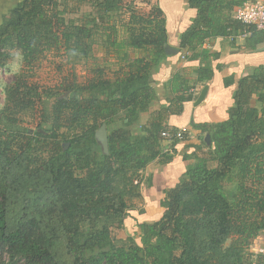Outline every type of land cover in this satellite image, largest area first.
Returning a JSON list of instances; mask_svg holds the SVG:
<instances>
[{"label": "trees", "instance_id": "obj_1", "mask_svg": "<svg viewBox=\"0 0 264 264\" xmlns=\"http://www.w3.org/2000/svg\"><path fill=\"white\" fill-rule=\"evenodd\" d=\"M137 1L22 0L4 15L0 68L16 53L23 68L3 85L0 264H264L247 252L264 234V65L226 78L236 86L228 119L193 123L198 143H189L192 131L169 125L197 99L180 73L173 96L152 112L160 101L153 75L172 55L163 11L142 12ZM249 1L256 0H188L198 15L179 48L200 60L198 84L217 69L219 55L200 49L207 38L233 36L247 53L264 46V29L232 16ZM84 5L92 9L83 19L67 18ZM95 45L115 58L113 67H94L84 84L75 75L55 87L34 81V62L46 53L87 61ZM31 120L36 129L25 126ZM103 124L108 154L96 139ZM179 131L182 139L163 137ZM183 143L186 171L164 191L162 215L139 221L134 212H145L135 201L152 185L145 172L173 162ZM128 218L136 230L122 238Z\"/></svg>", "mask_w": 264, "mask_h": 264}, {"label": "crops", "instance_id": "obj_2", "mask_svg": "<svg viewBox=\"0 0 264 264\" xmlns=\"http://www.w3.org/2000/svg\"><path fill=\"white\" fill-rule=\"evenodd\" d=\"M21 1L0 0V24L3 22L4 15ZM148 2L149 4L137 1L140 6L145 5L148 7L147 13H149L150 8L156 7L163 11L168 31V45L180 50L179 54L168 57L153 75V86L160 101L154 105L152 112L158 110L161 105L166 104L167 99L173 96L170 84L177 73L183 76L184 81L182 83L191 88V92L196 95L197 99L203 88L208 86L206 98L200 105L195 106L196 99L194 102L185 105V110L181 115L169 118L171 127L192 131V139L189 143L197 144L199 132L193 130V123H218L228 119L229 110L234 104L233 94L236 86H226V78L235 76L236 80H239L242 76L249 74L255 67L264 65V51L242 52L232 44L233 36L207 38L200 49L216 53L219 58L214 61L215 68H217L214 78L210 83L202 86L197 82L196 73L200 66V60H191L193 53L179 48L182 35L197 19V10L190 6L188 0H148ZM232 16H234V12ZM242 41L243 38L241 37L236 40L238 44ZM259 57H262V59H259ZM218 66H221V68ZM149 116L150 113L143 115L145 123L148 121ZM187 143L178 146L179 153L173 162L165 165L153 164L144 174L146 178H151L152 185L150 187L143 185V197L147 202L156 203V206L162 212L159 203L164 191L175 187L186 171L187 163L183 159V154L186 151ZM162 212L161 214L158 213L159 217ZM256 240L264 243V234Z\"/></svg>", "mask_w": 264, "mask_h": 264}, {"label": "rangeland", "instance_id": "obj_3", "mask_svg": "<svg viewBox=\"0 0 264 264\" xmlns=\"http://www.w3.org/2000/svg\"><path fill=\"white\" fill-rule=\"evenodd\" d=\"M92 8L87 5L82 6L80 9L69 10L67 18L83 19L85 14L89 13ZM142 12L148 11L147 6H141ZM95 59L81 60L80 62L67 61L64 51H52L45 54V56L38 58L34 62V81H37L43 87H55L57 86L65 76L75 75L76 80L80 84L86 83L94 76L93 68L96 66L113 67L115 58L113 56H105L102 46L95 45ZM262 59V57H259ZM19 65V70L12 71V68ZM23 68L22 56L16 53L15 58L9 61L8 67L0 68V111L3 108L5 102V94L3 92V85L9 84L14 79V74L21 71ZM38 120H31L27 122L25 126L31 129H36ZM135 204L139 209H144L145 214L137 216L134 215L140 221H150L159 218L161 214L160 208H158L153 202H147L143 197L142 200L135 201ZM127 228L124 232L120 233V237H126L129 234H133L136 230L137 219H127Z\"/></svg>", "mask_w": 264, "mask_h": 264}, {"label": "built area", "instance_id": "obj_4", "mask_svg": "<svg viewBox=\"0 0 264 264\" xmlns=\"http://www.w3.org/2000/svg\"><path fill=\"white\" fill-rule=\"evenodd\" d=\"M233 18L243 24L255 26L257 29H264V1H250L238 6L234 11ZM163 137L170 143L174 138H183L182 132L170 133L163 132ZM251 258L264 256V243L258 242L256 239L247 249ZM253 264H256L255 262Z\"/></svg>", "mask_w": 264, "mask_h": 264}, {"label": "water", "instance_id": "obj_5", "mask_svg": "<svg viewBox=\"0 0 264 264\" xmlns=\"http://www.w3.org/2000/svg\"><path fill=\"white\" fill-rule=\"evenodd\" d=\"M264 51V46L258 48L256 51ZM166 52L170 55L179 54L180 50L171 47L170 45L166 46ZM208 86H205L201 91L198 99L195 102V106L200 105L204 99L206 98L208 92ZM96 139L98 143L102 146V150L105 154L109 153V137H108V130L106 124H103L96 132ZM210 140V137L207 136V141Z\"/></svg>", "mask_w": 264, "mask_h": 264}, {"label": "clouds", "instance_id": "obj_6", "mask_svg": "<svg viewBox=\"0 0 264 264\" xmlns=\"http://www.w3.org/2000/svg\"><path fill=\"white\" fill-rule=\"evenodd\" d=\"M19 70V65H16V66H14L13 68H12V71L13 72H16V71H18Z\"/></svg>", "mask_w": 264, "mask_h": 264}]
</instances>
